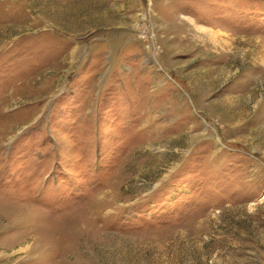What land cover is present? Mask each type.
I'll return each mask as SVG.
<instances>
[{
  "label": "rangeland",
  "instance_id": "rangeland-1",
  "mask_svg": "<svg viewBox=\"0 0 264 264\" xmlns=\"http://www.w3.org/2000/svg\"><path fill=\"white\" fill-rule=\"evenodd\" d=\"M0 264H264V0H0Z\"/></svg>",
  "mask_w": 264,
  "mask_h": 264
}]
</instances>
